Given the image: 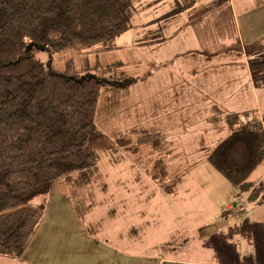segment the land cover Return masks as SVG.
<instances>
[{
  "label": "crops",
  "instance_id": "0c3cea01",
  "mask_svg": "<svg viewBox=\"0 0 264 264\" xmlns=\"http://www.w3.org/2000/svg\"><path fill=\"white\" fill-rule=\"evenodd\" d=\"M133 4L130 29L115 41L114 49L107 51L130 47L136 67L142 62L147 64L149 57V69H143L142 65L140 76H136L142 80L125 90H136L139 94L137 88H143L140 95L143 102L144 94L147 95L151 115L145 122L144 110L142 115H133L130 129L149 124L155 127L156 122H161L163 134L180 131L178 127L182 126V130L189 123L186 120L189 109L209 105L205 112L215 107L223 111L227 100L251 88L253 57L246 47H262L261 62L264 61V0H134ZM224 26L225 33L230 34L228 39L220 38ZM228 45L241 46L237 50L240 56H231L227 64H221L215 55L220 46ZM258 63L256 60L255 65ZM225 69L231 73V86L226 77L223 84L220 82L218 73ZM241 72L247 78L243 84L237 82ZM206 91L214 94L206 95ZM108 119L105 116L103 122ZM214 122L209 117L200 127L207 140L212 138L208 148L198 149L205 151L206 159L230 132L228 129L224 138L221 135L213 139ZM222 123L226 130L228 125ZM181 148L186 158L188 154ZM183 164L190 167L187 162ZM59 184H54L45 197L33 200V208H42V219L23 253L19 257L0 255V264H264V213H252L264 205L249 209L231 197L176 198L171 201L170 216L178 220L179 226L162 242H155L139 211L127 210L121 202L117 205L118 213L110 218L97 215L92 207L78 215L73 199L62 196ZM236 203L244 209L235 212ZM244 224L251 229L241 230Z\"/></svg>",
  "mask_w": 264,
  "mask_h": 264
},
{
  "label": "trees",
  "instance_id": "16d2710c",
  "mask_svg": "<svg viewBox=\"0 0 264 264\" xmlns=\"http://www.w3.org/2000/svg\"><path fill=\"white\" fill-rule=\"evenodd\" d=\"M133 1L0 0V255L19 257L28 245L42 219L30 202L73 174L87 184L99 152L130 146L122 133L107 135L95 125L100 89L116 84L104 74L115 65L71 76L33 52L89 55L114 49L131 27ZM241 119L240 114L225 117L229 135L207 160L243 192L264 162V118L239 124ZM141 133L139 144L159 146L157 134ZM153 168L155 183L173 193L162 158Z\"/></svg>",
  "mask_w": 264,
  "mask_h": 264
},
{
  "label": "rangeland",
  "instance_id": "374dc122",
  "mask_svg": "<svg viewBox=\"0 0 264 264\" xmlns=\"http://www.w3.org/2000/svg\"><path fill=\"white\" fill-rule=\"evenodd\" d=\"M182 5L185 7L186 3ZM168 18L169 16L166 17V20ZM225 30V26L220 29L221 39L230 38V34H226ZM239 47L241 46H220L215 57L219 56L221 64H227L226 60L229 57L236 54L240 56V52L237 51H240ZM246 49L248 55L253 57L250 63L252 68L251 88L249 90L246 88L245 91L236 93L231 100H227L222 109L223 111H218L215 107L212 111L205 112V107L208 108L209 105H201L193 110L189 109L188 118L186 119L187 123L189 122L188 125L183 127L182 130V126L178 127L180 131L167 134L162 133V128H160L161 122H156L155 127L149 124V126L137 125L135 129H130V126L133 124L131 122L133 115H142V111L144 110L145 115L142 117V119L145 118L144 122L151 115L150 105L148 107L147 100H145L147 95L144 94L145 92L143 93V100L145 102L142 101L140 95L144 90L143 88H140V86L137 88L139 94L136 90H125L142 80V78H137L136 76H140L141 70L139 68L142 65L143 69H149V57H146L147 64L142 62L141 65L136 67L132 61L130 47L110 53L103 52L89 55L77 51L59 54H52L49 51L33 52L36 58L52 69L71 76L91 74L93 73V69L97 67H102L103 71L105 66L110 65L109 63L115 61L121 62V64L118 62L113 63L112 65H115V68L107 70V72L104 71L105 77L111 79L112 76V78H116V84L113 86H103L100 89L96 105L95 125L98 131L107 135L122 133L123 137L130 140V146L115 145V147L109 150L99 152L97 168L95 173L90 176L87 184H82L76 174H73L71 180L66 183L58 182L60 183L58 189H62V196L73 199L76 213L80 215L84 214V211L92 207L95 208L97 215H101V217L108 215L110 218L111 216H115L116 212L118 213L120 207H117V205L123 202L126 204L124 206L125 209L140 212L139 215L143 217V223L148 224L147 228L151 231L154 237L153 240L155 242H162L166 236L173 233L176 225L179 226L178 220L174 221L176 219L170 216L171 214L173 215L172 205L170 204L176 198H194L195 200L215 198L224 200L231 197L248 205L249 209L253 205H264V190H262L263 188H259L264 178V163L257 167L249 177L248 181L252 183L250 188L242 192L234 186L232 187L216 171L204 156L205 151L198 152V149L202 146L208 148L211 145L209 141L212 138L208 137L209 140H207L205 132L200 128L204 123V119L210 117L212 121H215V133L212 131V137L215 139L221 135V138H224L227 132L230 131H228V126L224 130L225 126L222 123V121L226 122L225 117L227 115L240 114L242 119L239 124H242L246 118L251 120V118L254 119L256 117L257 121H262L264 118V61L261 62L262 47H246ZM237 59H240V57ZM255 59L259 62V65H255ZM218 74H220L219 77H221L220 82L222 84L226 80L223 77L227 78L228 86L233 84L229 70H222ZM237 82L241 84L247 82V78L243 72L238 75ZM236 86L239 87L238 85ZM167 94L168 96H173L170 93ZM205 94L214 93L206 91ZM137 98H140V100H136ZM139 101H142L141 104L137 103ZM133 103H137V105ZM163 104L165 102L158 105ZM229 104H232V106ZM158 105L156 108H158ZM135 109L136 112H134ZM123 110L124 112H122ZM161 115L159 113L158 117H161ZM105 116L110 119L104 123ZM142 131L152 136L157 134L156 141L158 140L159 146L155 145L154 147L152 144H139V140L142 138ZM181 147L188 154L186 158L183 155L184 152H181L183 151ZM161 158L165 162L168 171L165 180L169 181L170 185L167 186L173 187V193H167L152 178L151 171L155 168H153V165L155 162L161 160ZM186 162L190 167H186L183 164ZM229 189L231 193H229ZM43 197H39L37 200ZM34 203L32 201L28 206L33 208L35 207ZM34 209H40L42 212V208L38 207ZM105 209L109 210L108 214ZM263 209L260 208L259 211H256V208V212L252 213H264ZM108 220L112 223L111 219ZM183 220H186V218H183ZM245 229L250 230L251 226L244 224L241 230Z\"/></svg>",
  "mask_w": 264,
  "mask_h": 264
},
{
  "label": "built area",
  "instance_id": "2783aa9c",
  "mask_svg": "<svg viewBox=\"0 0 264 264\" xmlns=\"http://www.w3.org/2000/svg\"><path fill=\"white\" fill-rule=\"evenodd\" d=\"M233 208H234L235 212H240L244 209V206L240 203H236V204H234Z\"/></svg>",
  "mask_w": 264,
  "mask_h": 264
}]
</instances>
